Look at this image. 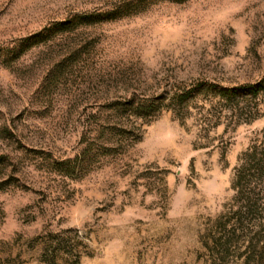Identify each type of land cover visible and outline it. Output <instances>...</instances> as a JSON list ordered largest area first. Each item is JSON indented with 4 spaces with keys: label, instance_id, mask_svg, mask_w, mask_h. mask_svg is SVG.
<instances>
[{
    "label": "rangeland",
    "instance_id": "obj_1",
    "mask_svg": "<svg viewBox=\"0 0 264 264\" xmlns=\"http://www.w3.org/2000/svg\"><path fill=\"white\" fill-rule=\"evenodd\" d=\"M259 165L264 0H0V264H264Z\"/></svg>",
    "mask_w": 264,
    "mask_h": 264
},
{
    "label": "trees",
    "instance_id": "obj_2",
    "mask_svg": "<svg viewBox=\"0 0 264 264\" xmlns=\"http://www.w3.org/2000/svg\"><path fill=\"white\" fill-rule=\"evenodd\" d=\"M253 87L249 86V87H238V88H234V89H225V93L227 94V98L229 97V99H233L237 94L241 93V92H254ZM249 89V91H248ZM192 93V91H187L186 93H180V92H175L173 93L172 97L170 98V103L171 104H177V102H181V100H184L185 98H187L188 96H190V94ZM137 109V111L141 114V112H143L144 110V105L138 103L135 107ZM148 108L146 107L145 110H147ZM258 148L255 146L251 152L247 153V155H251V156H255L258 153ZM263 171H264V166L263 165H259L257 167V172L259 173V175H263ZM254 182V181H253ZM253 182L249 179H247L246 173H245V168H239V170H237V176L235 178V181L233 183V187L235 188V190L237 191V200H244L247 202H249L252 199H249L248 197H244L243 195L245 194V192L249 191V192H253L255 191V187L251 186L253 184ZM239 195V196H238ZM255 201H257V199H254ZM257 203H255L256 205ZM237 218V220L240 218V215L238 212L233 213V216L230 217L229 219H234ZM235 230V228H233Z\"/></svg>",
    "mask_w": 264,
    "mask_h": 264
}]
</instances>
